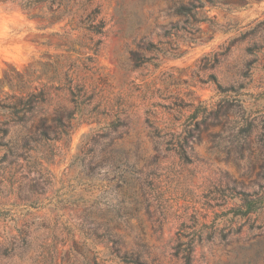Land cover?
I'll return each instance as SVG.
<instances>
[{
	"label": "rangeland",
	"instance_id": "1",
	"mask_svg": "<svg viewBox=\"0 0 264 264\" xmlns=\"http://www.w3.org/2000/svg\"><path fill=\"white\" fill-rule=\"evenodd\" d=\"M27 68L43 94L23 122ZM61 106L74 131L41 137ZM189 246L264 264V0L0 3V264H185Z\"/></svg>",
	"mask_w": 264,
	"mask_h": 264
},
{
	"label": "trees",
	"instance_id": "2",
	"mask_svg": "<svg viewBox=\"0 0 264 264\" xmlns=\"http://www.w3.org/2000/svg\"><path fill=\"white\" fill-rule=\"evenodd\" d=\"M41 1L43 0H26V2H18V0H0V3L17 4L24 11L29 13L35 7V5ZM38 72V70L27 68L26 77H28V79H26V82H29L30 84H32V82H39V84L33 87L34 90L29 91L24 88L21 94L17 97L16 102H14V104L11 106L13 109H16L17 112H23V116L21 117L23 122H27L29 120V118L25 117V114L31 112L35 108L38 97L43 94V85L40 83L42 74ZM59 73L60 77L64 79L66 83L69 85L72 83L73 79L69 74V70H60ZM32 76L34 77L33 79H31ZM68 89L73 97L83 95V93L81 95L83 87L79 84H76L74 87L73 85H70ZM52 122L53 125L51 126L46 125L44 121L41 122L39 127V134L41 137H50L52 140H60L62 137H70L76 127L73 111L68 110L65 106L58 108L55 117L52 119ZM188 147V142L185 139L184 142L178 144L177 148L175 149L183 164L190 161ZM176 254L181 255V258L184 260L185 264H192V246H189V248H185L183 250L178 248ZM122 258L127 264H140L139 258L133 253H125L123 254Z\"/></svg>",
	"mask_w": 264,
	"mask_h": 264
}]
</instances>
